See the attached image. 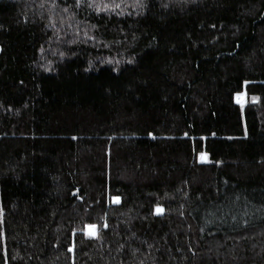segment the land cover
I'll list each match as a JSON object with an SVG mask.
<instances>
[{"label":"trees","instance_id":"trees-1","mask_svg":"<svg viewBox=\"0 0 264 264\" xmlns=\"http://www.w3.org/2000/svg\"><path fill=\"white\" fill-rule=\"evenodd\" d=\"M0 264H264V0H0Z\"/></svg>","mask_w":264,"mask_h":264},{"label":"snow or ice","instance_id":"snow-or-ice-1","mask_svg":"<svg viewBox=\"0 0 264 264\" xmlns=\"http://www.w3.org/2000/svg\"><path fill=\"white\" fill-rule=\"evenodd\" d=\"M116 7H119V5H116ZM243 94L241 93H237V96H236V103L240 104L241 105V108H243V98H242ZM203 159V157H202ZM162 209L161 208H157V213H162Z\"/></svg>","mask_w":264,"mask_h":264},{"label":"rangeland","instance_id":"rangeland-1","mask_svg":"<svg viewBox=\"0 0 264 264\" xmlns=\"http://www.w3.org/2000/svg\"><path fill=\"white\" fill-rule=\"evenodd\" d=\"M242 98H243V104H244V101H245V99H244V95L242 96ZM235 101H236V97H235ZM201 160H202V162H205V157H203V159L201 158ZM86 232H87V235H89V236H93L94 234H95V228H88L87 230H86Z\"/></svg>","mask_w":264,"mask_h":264}]
</instances>
